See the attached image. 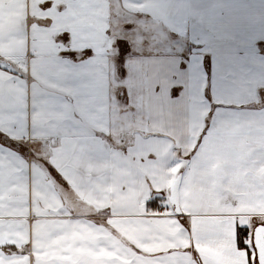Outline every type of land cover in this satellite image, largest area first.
Segmentation results:
<instances>
[{
    "label": "crops",
    "instance_id": "1",
    "mask_svg": "<svg viewBox=\"0 0 264 264\" xmlns=\"http://www.w3.org/2000/svg\"><path fill=\"white\" fill-rule=\"evenodd\" d=\"M45 2L0 0L5 118L18 122L11 134L34 153L0 152V244L12 249L0 264H147L151 253L173 247L179 226L147 215L146 200L171 186L202 133L206 166L193 170L191 210L222 235L196 246L217 264H257L254 251L249 258L238 248L235 231L264 221V164L248 163L264 143L262 118L252 115L264 112V0H168L162 22L143 24L141 14V57L129 55L124 76L112 52L121 36L133 47L122 15L139 4L47 0L45 9ZM166 34L186 39L176 44ZM66 48L77 50L75 61ZM121 81L123 96L136 81L139 93L121 100ZM82 83L90 99L105 102L106 123L78 94ZM135 105L141 118L113 125ZM217 111L231 115L213 117ZM48 161L67 183L48 174Z\"/></svg>",
    "mask_w": 264,
    "mask_h": 264
},
{
    "label": "snow or ice",
    "instance_id": "2",
    "mask_svg": "<svg viewBox=\"0 0 264 264\" xmlns=\"http://www.w3.org/2000/svg\"><path fill=\"white\" fill-rule=\"evenodd\" d=\"M82 2L92 3V0H77V3ZM128 2L139 4V6L135 9H129V11L133 12V17H135V19L131 18L127 20L125 27L131 34L136 33V20L140 19L141 14H143V24H145L148 20H159L162 22L168 16V0H128ZM43 7L45 9H49L51 8V4L46 0ZM69 38L70 37L67 31L59 34V39L65 44L68 43ZM5 39L4 35L0 33V45L5 42ZM115 44L119 53L118 62L121 66L120 75L124 76L127 70V58L129 57L130 50L134 52L136 49L131 46V41L128 36H121L116 39ZM63 51L66 57H71L72 61L76 60L77 50L66 48ZM84 56L92 57L93 52L85 51ZM79 87L84 91L78 94L83 96L89 112H95L97 116V123H106L107 120L105 113L107 109L104 107L105 102L103 100L90 99L91 93L87 91L89 87L87 83H82ZM129 96H121L120 99L127 101ZM180 96L183 97L184 93L181 92ZM129 106L132 107L133 105ZM35 107L36 105L34 103L33 108ZM139 107V105H135V108L137 109L135 113L128 112L123 116L115 115L113 117V125L115 126L116 120H128L133 115L141 118L139 117ZM220 115L227 116L231 114L224 111H217L213 113V117ZM252 115L261 117L262 119L260 123L261 125H264V112H254ZM5 116V99L3 95L0 94V152H3L4 149H8L10 152L16 153L17 155L25 158L34 155L30 145L21 142L15 135L11 134L16 130L12 127V125L18 122L16 120H12L11 118L6 119ZM212 123H215V119H213ZM93 131H95V129H93ZM258 131L261 135H264V127ZM207 135V133L201 134V138L197 141V147L193 148L191 152L188 153L187 158L182 162L179 179L175 181L174 186L169 188H155L153 189L154 194L150 195L146 200L145 208L147 215L153 216L161 222H170L179 226L177 238L175 239L173 247L161 249L158 252L151 253L147 264H217V261L214 258L203 254L196 245L199 240L211 243L218 234L222 235V233H218L217 225L211 218L198 217V214L191 210L197 204L196 195L191 190L192 185L197 180V174L193 170H198L206 166V161L202 160V148L205 144ZM92 140H96L94 135L92 136ZM96 143L103 144L102 141H96ZM100 150L103 151L105 149L101 148ZM257 155L259 158L253 161L252 156ZM252 156L249 157L248 163L254 162L256 167L264 164V143H262L261 147L253 150ZM48 168V174L55 180L60 181L62 184L67 183V180L63 178V173L60 172L52 161H48ZM201 183H203V181H201ZM219 191L224 202L227 203V190L220 189ZM261 195H264V193ZM182 207L187 210H181ZM262 224H264V221H256L255 227L259 228ZM252 232L253 229L250 228L248 224L238 223L236 225L235 236L237 246L240 250H244L249 258L252 257V253L255 248L254 237L250 239ZM185 239L188 240L187 244L183 243ZM141 264H145V262L142 261Z\"/></svg>",
    "mask_w": 264,
    "mask_h": 264
},
{
    "label": "rangeland",
    "instance_id": "3",
    "mask_svg": "<svg viewBox=\"0 0 264 264\" xmlns=\"http://www.w3.org/2000/svg\"><path fill=\"white\" fill-rule=\"evenodd\" d=\"M129 10V8H126V11H128ZM122 16H124L125 18L124 19H130V18H132L133 16L132 15H130V14H123ZM157 26V25H156ZM121 27V26H120ZM136 28H137V26H136ZM149 29L150 30H153V29H155L154 28V26H153V23L150 25V27H149ZM139 30H141V28H137V31H136V33L132 36V39H133V48L134 49H136V51H131L130 53H129V55H135V56H137V57H141V52H142V47L143 46H140V45H138V44H140L139 43V41H138V36H137V34H138V31ZM130 34V33H129ZM168 34H171V33H168ZM168 34H166L165 36H166V38L168 39V38H171V41H172V43H173V39H175L176 38V44H178V43H184L185 42V39H186V36H183V37H180V36H176L175 38H173V36H169ZM116 48V51L113 53L112 52V54H113V56L114 57H116L117 58V60H118V55H119V53H118V49H117V47H115ZM176 48L178 49H180V48H182V46H176ZM120 64H119V62H118V64H117V72L120 74ZM124 81H121L120 83H119V85H118V88H119V93H118V96H119V98L121 97V96H123V90L121 91V88L122 87H124L125 88V86H123V83ZM138 81H136L135 82V84H133V83H129V87L130 88H135L134 89V91L133 92H130V96H131V98H132V96H135V95H137L139 92H138ZM251 238H252V236H251ZM250 238V239H251ZM254 251V250H253ZM30 259L31 258H28L26 261L28 262V260L30 261Z\"/></svg>",
    "mask_w": 264,
    "mask_h": 264
},
{
    "label": "water",
    "instance_id": "4",
    "mask_svg": "<svg viewBox=\"0 0 264 264\" xmlns=\"http://www.w3.org/2000/svg\"><path fill=\"white\" fill-rule=\"evenodd\" d=\"M179 175L180 174L176 176L170 187L174 186L175 181L179 179ZM253 237L255 243L254 252L257 264H264V224L260 225L259 228H253L252 238Z\"/></svg>",
    "mask_w": 264,
    "mask_h": 264
},
{
    "label": "flooded vegetation",
    "instance_id": "5",
    "mask_svg": "<svg viewBox=\"0 0 264 264\" xmlns=\"http://www.w3.org/2000/svg\"><path fill=\"white\" fill-rule=\"evenodd\" d=\"M12 250V249H11ZM4 244H0V254L1 255H10L12 252Z\"/></svg>",
    "mask_w": 264,
    "mask_h": 264
},
{
    "label": "built area",
    "instance_id": "6",
    "mask_svg": "<svg viewBox=\"0 0 264 264\" xmlns=\"http://www.w3.org/2000/svg\"><path fill=\"white\" fill-rule=\"evenodd\" d=\"M31 264H34V259L32 258V260H31Z\"/></svg>",
    "mask_w": 264,
    "mask_h": 264
}]
</instances>
